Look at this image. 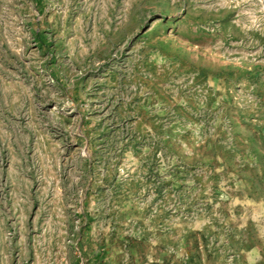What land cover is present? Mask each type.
Masks as SVG:
<instances>
[{"label": "rangeland", "instance_id": "374dc122", "mask_svg": "<svg viewBox=\"0 0 264 264\" xmlns=\"http://www.w3.org/2000/svg\"><path fill=\"white\" fill-rule=\"evenodd\" d=\"M0 264H264V0H0Z\"/></svg>", "mask_w": 264, "mask_h": 264}]
</instances>
